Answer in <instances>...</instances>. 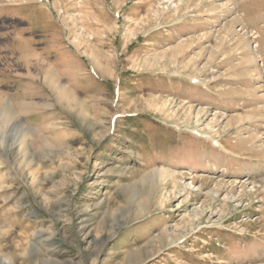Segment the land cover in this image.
Wrapping results in <instances>:
<instances>
[{
    "label": "rangeland",
    "instance_id": "1",
    "mask_svg": "<svg viewBox=\"0 0 264 264\" xmlns=\"http://www.w3.org/2000/svg\"><path fill=\"white\" fill-rule=\"evenodd\" d=\"M1 256L264 264V0H0Z\"/></svg>",
    "mask_w": 264,
    "mask_h": 264
},
{
    "label": "bare ground",
    "instance_id": "2",
    "mask_svg": "<svg viewBox=\"0 0 264 264\" xmlns=\"http://www.w3.org/2000/svg\"><path fill=\"white\" fill-rule=\"evenodd\" d=\"M62 71V70H61ZM51 81L53 82V83H57V82H55L54 81V79H51ZM65 92V91H64ZM5 117V121H6V115L4 116ZM6 188V187H5ZM4 198H5V200H7L8 199V196H4ZM34 231V230H33ZM40 237V236H39ZM26 252V251H25ZM0 264H12L11 262H10V260H8L6 257H0Z\"/></svg>",
    "mask_w": 264,
    "mask_h": 264
}]
</instances>
